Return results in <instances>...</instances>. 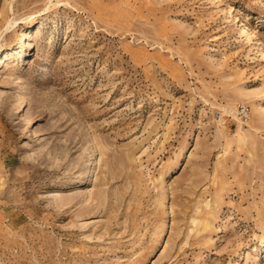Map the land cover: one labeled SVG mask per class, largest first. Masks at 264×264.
Here are the masks:
<instances>
[{
  "label": "rangeland",
  "instance_id": "obj_1",
  "mask_svg": "<svg viewBox=\"0 0 264 264\" xmlns=\"http://www.w3.org/2000/svg\"><path fill=\"white\" fill-rule=\"evenodd\" d=\"M27 30L0 264H264V0H0V55Z\"/></svg>",
  "mask_w": 264,
  "mask_h": 264
},
{
  "label": "bare ground",
  "instance_id": "obj_2",
  "mask_svg": "<svg viewBox=\"0 0 264 264\" xmlns=\"http://www.w3.org/2000/svg\"><path fill=\"white\" fill-rule=\"evenodd\" d=\"M14 26V24H13ZM12 26V27H13ZM11 28V27H10ZM12 29V28H11ZM8 31V30H7ZM4 35V34H3ZM31 33L29 32V30L25 31L22 36V40L19 41L18 43L15 44V46L10 49V51L0 55V65L4 64L5 61H7L9 59L10 56H12L13 54L17 53L18 51H20V48H24V47H27L28 46V39L30 37ZM5 37V36H4ZM3 40V39H2ZM2 42V41H0Z\"/></svg>",
  "mask_w": 264,
  "mask_h": 264
},
{
  "label": "built area",
  "instance_id": "obj_3",
  "mask_svg": "<svg viewBox=\"0 0 264 264\" xmlns=\"http://www.w3.org/2000/svg\"><path fill=\"white\" fill-rule=\"evenodd\" d=\"M236 113L238 115V117H240L243 120H247L250 117L251 111L250 108L245 105V104H239L236 108ZM220 119L225 123L226 120L225 118L221 115ZM0 215H1V211H0Z\"/></svg>",
  "mask_w": 264,
  "mask_h": 264
}]
</instances>
